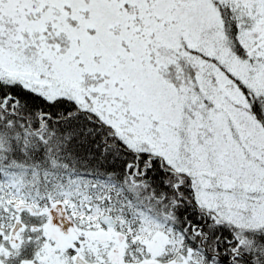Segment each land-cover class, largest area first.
I'll return each instance as SVG.
<instances>
[{
  "label": "snow or ice",
  "instance_id": "6c2138e0",
  "mask_svg": "<svg viewBox=\"0 0 264 264\" xmlns=\"http://www.w3.org/2000/svg\"><path fill=\"white\" fill-rule=\"evenodd\" d=\"M0 264H264V0H0Z\"/></svg>",
  "mask_w": 264,
  "mask_h": 264
}]
</instances>
